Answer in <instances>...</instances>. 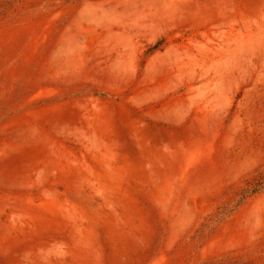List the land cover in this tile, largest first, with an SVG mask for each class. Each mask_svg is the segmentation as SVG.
Instances as JSON below:
<instances>
[{"label":"rangeland","instance_id":"obj_1","mask_svg":"<svg viewBox=\"0 0 264 264\" xmlns=\"http://www.w3.org/2000/svg\"><path fill=\"white\" fill-rule=\"evenodd\" d=\"M0 264H264V0H0Z\"/></svg>","mask_w":264,"mask_h":264},{"label":"bare ground","instance_id":"obj_2","mask_svg":"<svg viewBox=\"0 0 264 264\" xmlns=\"http://www.w3.org/2000/svg\"><path fill=\"white\" fill-rule=\"evenodd\" d=\"M237 35V34H236ZM227 39V38H226ZM223 41V40H222ZM230 43H232V42H230ZM256 43V42H255ZM254 44V43H253ZM258 44V43H257ZM257 44H256V46H257ZM201 53V52H200ZM203 53V52H202ZM201 53V54H202ZM172 55V54H171ZM171 59V58H170ZM161 61H163V60H161ZM221 61V60H220ZM217 62H219V61H217ZM251 62V61H250ZM163 63V62H162ZM165 63V62H164ZM219 63H221V62H219ZM192 64V63H191ZM227 64V63H226ZM162 65H166V64H162ZM228 65V64H227ZM223 65H221L220 67H222ZM209 69V68H208ZM216 71V70H215ZM204 73V72H203ZM214 76V75H213Z\"/></svg>","mask_w":264,"mask_h":264}]
</instances>
